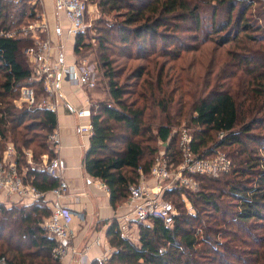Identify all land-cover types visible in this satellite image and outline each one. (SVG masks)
Wrapping results in <instances>:
<instances>
[{
  "label": "trees",
  "instance_id": "obj_1",
  "mask_svg": "<svg viewBox=\"0 0 264 264\" xmlns=\"http://www.w3.org/2000/svg\"><path fill=\"white\" fill-rule=\"evenodd\" d=\"M95 2L101 13H113L114 18L98 20L95 28L96 68L106 81L108 100H99L96 110H90L92 133L84 168L106 185L110 204L115 207L127 199L138 168L149 172L156 140L171 137L169 158L180 161L177 133L170 125L172 107L176 116H185L196 127L191 143L196 154L222 151L232 163L230 171L217 178L195 176V192H166L165 201L177 210L172 227L151 218L150 225H138L134 243L120 237L113 221L107 234L113 252L101 264H264V16L245 17L254 0ZM205 3H216L206 16ZM40 10L28 0H0V159L9 138L23 180L48 191L58 179L27 164L23 151L32 147V160L39 164L42 155L54 157L47 141L56 114L15 104L31 70L23 55L30 40L13 29L22 19V25L39 20ZM12 31L16 34L9 36ZM84 39V34L75 39V54L87 46ZM191 52L204 76L175 67ZM157 57L167 60L155 72ZM120 59L145 64L120 83ZM31 85L43 92L39 82ZM154 108L167 119L155 129L145 121L146 111ZM182 194L193 212H188ZM50 213L43 199L20 206L0 202V259L8 264H61L52 256L54 240L40 226Z\"/></svg>",
  "mask_w": 264,
  "mask_h": 264
},
{
  "label": "built area",
  "instance_id": "obj_2",
  "mask_svg": "<svg viewBox=\"0 0 264 264\" xmlns=\"http://www.w3.org/2000/svg\"><path fill=\"white\" fill-rule=\"evenodd\" d=\"M31 5L41 4L42 0H28ZM264 1V0H263ZM20 0H14L18 4ZM57 9L64 11L68 20V26L65 30L68 38L75 39L84 34L85 14L87 10L86 0H54ZM36 23H28L21 28L24 35H29L32 45L26 48L27 59L30 64L31 74L27 82L21 86L20 95L15 104L21 106H37L38 108L55 111V96L59 92V82L62 75L67 76L71 84L78 88H95L97 85L96 65L89 64L85 60H76L67 64L62 58L63 43L53 44L49 38H40L39 33L47 30L45 20L39 18ZM16 33L10 32L13 36ZM39 82L45 97L37 104L35 96V87L31 84ZM67 106L71 107L69 104ZM96 108L95 104H87L85 107L76 111L77 116H88L90 119V110ZM80 132L92 133L90 121L81 124L78 127ZM177 133V147L181 155L179 162L175 163L169 158L168 146L171 137L166 140H158L153 163L148 173L138 168L137 182L130 184L128 188V197L120 206L128 209L124 215L116 217V230L121 238L131 242L139 239L138 225L149 224L151 218H158L163 221L167 227H172L174 216L177 214L175 206L169 205L165 201V195L168 190L179 188L195 192L199 189V183L195 176H211L214 178L228 173L232 167L230 158L222 151H216L214 154H196L191 143L193 136L185 128H179ZM220 138L222 135L219 136ZM48 142L52 150H55L58 144V135L52 132L48 135ZM27 154V153H26ZM15 149L9 144L3 151L0 159V192H4L6 200H18L19 202H35L43 199L51 209V213L40 223L47 235L55 242L52 249V256L60 263L67 256L72 258L79 252L71 241L74 232L70 228L69 221L73 213L62 203L63 197L67 195L68 184L59 177L61 169L58 157L46 156V160L41 162L39 169L58 179L57 185L48 191H40L34 185L23 180L22 172H19L16 162ZM99 186L108 191L106 185L98 182ZM182 200L188 212L191 211L188 199L184 194ZM107 259L101 261L105 263ZM0 264H8L4 258L0 259Z\"/></svg>",
  "mask_w": 264,
  "mask_h": 264
},
{
  "label": "crops",
  "instance_id": "obj_3",
  "mask_svg": "<svg viewBox=\"0 0 264 264\" xmlns=\"http://www.w3.org/2000/svg\"><path fill=\"white\" fill-rule=\"evenodd\" d=\"M41 2L38 4L41 8L39 18L45 20L48 27L39 36L49 38L53 44L63 43L62 58L67 64L73 63L76 59L74 40L66 36L68 20L64 11L55 7L54 0ZM59 85L58 95L54 98L57 124L53 130L58 135V144L53 153L60 161L59 177L68 184V192L62 203L73 213L69 221L74 232L71 243L79 252L73 258L67 256L61 264H101L113 252L108 242V229L113 221L116 223V217L126 214L128 209L120 206L123 202L113 207L109 192L99 186L100 180L91 177L84 168V155L89 147L90 134L80 132L78 127L90 119L88 116H77L76 111L95 103L99 94L95 92L96 95L92 96L89 90L95 91L96 87L78 88L71 84L66 74L62 75ZM46 156H41V162L46 160ZM26 160H32L29 153L26 154ZM134 243H138V240Z\"/></svg>",
  "mask_w": 264,
  "mask_h": 264
},
{
  "label": "rangeland",
  "instance_id": "obj_4",
  "mask_svg": "<svg viewBox=\"0 0 264 264\" xmlns=\"http://www.w3.org/2000/svg\"><path fill=\"white\" fill-rule=\"evenodd\" d=\"M86 3H87V10H86L85 20H84L85 25H86V29L84 32V35H85L84 43L87 44V46L83 47V49L78 52L79 55L75 54V56H76V60H79V61L85 60L89 64H95L97 66V64H96L97 63V46H96V40H94V38L96 37L95 28L98 26V20H100V19L113 21L114 14L113 13H109V14L108 13H101L100 9L97 7L95 0H86ZM35 5L38 6V4H35ZM214 7H216V3H205V4H203L202 5V8H203L202 14L205 16L209 15V13H211V11L213 10ZM219 10H220V8H219ZM12 11L17 12V10H11V12ZM40 12H41V10H40ZM220 13H221V10L219 11V14ZM258 13H261V16H260L261 18H262V16H264V1L263 0H254V2L249 6L248 10L246 11L245 17L248 19H251V20H255V19H257ZM221 16H223V13H221ZM36 22H38V21H34V22H30V23H36ZM23 23H25V19H22V24ZM22 24L19 26H16L13 30H17L19 32L17 34V36H22V38L29 39L30 44L28 47H30L32 45L31 38L29 37V35H24L21 32V28L25 26ZM39 37L42 38L41 36H39ZM28 47H25L23 50V55L25 54L26 59H27L26 48H28ZM211 48H212V46H211ZM227 48H228V45L226 47H223L220 50V52L227 50ZM217 53H219V51ZM77 56H79V57H77ZM193 56H195V54L193 52L187 53L183 58H180V60H177L175 62V67L177 68L178 71L185 73V74H189V73L192 74V72L197 71L201 75L204 76L205 75L204 74L205 73L204 68H201L197 63L195 64V61L192 59ZM156 60L157 61H155V59L153 60V63L157 62L156 67H155V72H157L159 65L160 66L163 65V62L165 60H167V58L157 57ZM206 61H207V59H206ZM117 63H119V65H118V68H116V69L121 70V74H122L120 77V83H122L124 81L125 76L127 74H129L132 69H135L137 66L145 64V62L142 60H126V59H120L117 61ZM169 63H171V62L166 61V64H169ZM29 66H30V64H29ZM150 66H152V65H149V67ZM165 68H166V66H165ZM171 72H173V71H171ZM97 74H98V76H97ZM99 76H100V71L96 70V77L98 78L96 89H94L95 91L89 90L90 94L92 96L96 95L95 92H98V94H99V95H97L98 97L96 98V101H94L95 102L94 104H96L99 100H105V101L108 100L106 92H105L106 81H102V79H100L101 77H99ZM99 80H100V82H99ZM35 96H36V102L38 104L39 101H41L45 97V94H44V92L38 93L37 89H35ZM174 109H175V107H172L170 110V112H171L170 113V115H171L170 125L172 127H174V129H173L174 133H176V131L182 127L187 128L191 134H192V132H195L196 127L194 125H192L188 119H185V116H183L181 118L179 116H176V112H174L175 111ZM94 110H96V108H94ZM186 110H187V107H185L184 111H186ZM152 114H155L156 116L154 118H152L151 117ZM164 116H165V113L160 111L159 108H154L153 110H151L149 112H148V110L146 111L145 121L148 124H151L152 128L155 129L160 123L167 122V119H165ZM6 140H7V142L4 141V149L9 144H11L14 148V145L9 141L10 139L7 138ZM47 144H48V141H47ZM154 144L157 147L158 140H156V143L154 142ZM49 145H50V143H49ZM23 152H24V158H25L26 163L33 166V167L39 168L40 164L38 162H34L33 160H31V162H28L26 160V153H29L31 156H33L32 147L30 149H24ZM15 154H16V158H17L18 155H17L16 149H15ZM40 161H41V157H40ZM0 202H5L6 206H11L13 204H18V206H20V204L22 203V202H19L18 200L17 201L16 200H6L4 192H0ZM191 211L193 212L192 207H191Z\"/></svg>",
  "mask_w": 264,
  "mask_h": 264
}]
</instances>
